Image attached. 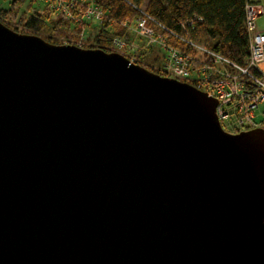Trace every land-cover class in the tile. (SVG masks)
Instances as JSON below:
<instances>
[{
  "label": "water",
  "instance_id": "95a60500",
  "mask_svg": "<svg viewBox=\"0 0 264 264\" xmlns=\"http://www.w3.org/2000/svg\"><path fill=\"white\" fill-rule=\"evenodd\" d=\"M217 105L0 21V264H264V128Z\"/></svg>",
  "mask_w": 264,
  "mask_h": 264
},
{
  "label": "built area",
  "instance_id": "2783aa9c",
  "mask_svg": "<svg viewBox=\"0 0 264 264\" xmlns=\"http://www.w3.org/2000/svg\"><path fill=\"white\" fill-rule=\"evenodd\" d=\"M44 1L50 2L53 7L58 6L60 2V0ZM78 1L80 4L77 3ZM64 2L69 9L66 13L67 16L75 15V22L80 25L84 26L90 20L112 27V24L115 26L123 24L124 28L129 25V18L122 20L115 18L111 15V9L97 0H75L74 2L65 0ZM133 6L138 11L135 17L137 28L144 31L151 39L161 36V41L164 40V43L168 44L167 36H165L167 31L175 38L187 41L188 45H195V42L167 29L143 6ZM64 9L66 11V7ZM263 9L264 7L260 3L252 1L246 3V28L249 34V44L244 62H237L203 46V50L206 51L204 53L206 59H199L193 66L194 59L188 54L191 53L190 51L182 47L181 50L176 49L175 46H172L167 59L169 63L161 70L162 75L189 82L205 91L209 96L215 97L218 101L216 113L221 124L231 126L235 132L255 127L264 128V30L259 29L256 22L257 16L263 12ZM150 23L152 26H148ZM158 29H161L163 34H160ZM154 34L156 35L154 36ZM121 37H123L121 34L113 36L110 45L112 51L121 52L134 61L130 52L129 54L124 53L122 48L127 44V41L122 40ZM85 42L78 38L64 41V43H72L80 47H86ZM218 62L223 63L222 69L214 66Z\"/></svg>",
  "mask_w": 264,
  "mask_h": 264
},
{
  "label": "trees",
  "instance_id": "16d2710c",
  "mask_svg": "<svg viewBox=\"0 0 264 264\" xmlns=\"http://www.w3.org/2000/svg\"><path fill=\"white\" fill-rule=\"evenodd\" d=\"M22 0L13 1L12 5L0 8V21L9 14L17 15L18 3ZM105 7L111 9V15L117 19L126 16L137 15V9L133 6H146V10L154 16L167 29L187 38L193 42L204 41V44L213 50L237 61L244 62L249 44V34L246 28V3L250 0H97ZM35 13L21 17L22 31L43 34L51 31L58 32L55 26L45 25L46 16L42 10L34 7ZM43 16V17H42ZM52 24H58V20H53ZM8 25V24H7ZM167 32V31H166ZM44 38L51 42H58L56 37L46 34ZM121 32L107 28L102 25L94 43L87 47H101L107 51H112L110 45L114 35ZM168 33V32H167ZM172 38V35H170ZM170 39V37H167ZM179 40L181 47L186 50L190 47L187 42ZM171 40V39H170ZM169 42V41H168ZM177 42V41H175ZM148 54L142 53L143 57ZM141 60V61H140ZM137 63L148 62L140 58Z\"/></svg>",
  "mask_w": 264,
  "mask_h": 264
},
{
  "label": "rangeland",
  "instance_id": "374dc122",
  "mask_svg": "<svg viewBox=\"0 0 264 264\" xmlns=\"http://www.w3.org/2000/svg\"><path fill=\"white\" fill-rule=\"evenodd\" d=\"M13 1L15 0H0V8L1 7H8L12 5ZM65 0H60L59 5L53 7V5L49 2L46 3L44 0H22L21 2L18 3V6L15 5V7H18L17 10V15L9 14L4 17V21L8 24L9 27L15 29L18 32L22 33H28V32H23L22 31V22L20 20L21 17H26L28 14L35 13L34 7L38 8L40 11L42 10L43 15L46 16V23L45 25L48 26H55L54 28L57 29L58 32L51 31L50 33H46L47 30L43 29L42 31L44 32L43 34H39L44 38L45 33L52 35L56 37V42L57 44L59 43H64V41H67V39L70 38H78L81 39L84 43V45L87 47V45H90L94 43L96 36L99 34L102 24L97 23L94 20H90L88 24L86 25H80L78 22H75L74 16H67L68 8L67 5L64 2ZM75 0H73L74 2ZM77 3L80 4L78 1ZM144 9H146L145 5H142ZM66 7V11L64 9ZM75 13V12H74ZM73 13V14H74ZM64 14V15H63ZM66 15V16H65ZM43 17V16H42ZM135 16H126L123 19H128L129 18V25L128 27L124 28L123 24H117L118 26H115V24H112V26H109L108 24L105 25L107 28H112L120 31L121 35L123 37L122 40L127 41V44L124 45L122 49L125 51L124 53L132 55L134 57V61H139L140 58L146 59L148 62H144L141 65H144L148 69L160 73L163 68H165V65L169 63L167 59L169 58V50L173 46H175L176 49L181 50V43L179 40H177L173 35L171 38V34L167 33L165 36L170 37L167 38L169 41L168 44L164 43V40L161 41L162 37L161 36H155L154 38L151 39L149 35H147L144 31L140 30L137 28V22L135 19ZM53 20H58V24H52ZM122 20V19H121ZM6 24V25H7ZM257 24L258 27L261 30H264V14L259 15L257 17ZM148 26H152V23H150ZM160 34L161 29L157 30ZM156 32V30H155ZM118 35V34H116ZM85 39V40H84ZM47 40V39H46ZM49 41V40H47ZM177 41V42H175ZM184 41V40H183ZM51 42V41H49ZM187 42V41H184ZM54 43V42H51ZM201 45L198 47L197 45ZM190 49L188 48L187 50L190 51L191 53H188L191 55V58L194 59L193 66L196 65L197 61L201 58L206 59V51L203 50V46L209 47L206 44H204V41L200 42H195L194 44H189ZM209 49H212L209 47ZM147 52L146 57H143L142 53ZM209 54V53H208ZM247 55V53H246ZM246 58V57H245ZM141 61V60H140ZM140 64V63H139ZM192 66V68H193ZM215 67H218L219 69H222L224 67L223 63H216L214 64ZM259 118V117H257ZM227 131L230 132H235V130L229 126V125H222Z\"/></svg>",
  "mask_w": 264,
  "mask_h": 264
},
{
  "label": "crops",
  "instance_id": "0c3cea01",
  "mask_svg": "<svg viewBox=\"0 0 264 264\" xmlns=\"http://www.w3.org/2000/svg\"><path fill=\"white\" fill-rule=\"evenodd\" d=\"M250 1H252V2H255V3H260V4H262L263 5V7H264V0H250ZM262 14H264V9H263V12L261 13V14H259V15H262ZM258 15V16H259ZM257 16V17H258ZM256 22H257V19H256ZM257 27H258V24H257ZM259 28V27H258ZM260 29V28H259ZM264 29V28H263Z\"/></svg>",
  "mask_w": 264,
  "mask_h": 264
},
{
  "label": "bare ground",
  "instance_id": "6f19581e",
  "mask_svg": "<svg viewBox=\"0 0 264 264\" xmlns=\"http://www.w3.org/2000/svg\"><path fill=\"white\" fill-rule=\"evenodd\" d=\"M248 49V48H247Z\"/></svg>",
  "mask_w": 264,
  "mask_h": 264
}]
</instances>
